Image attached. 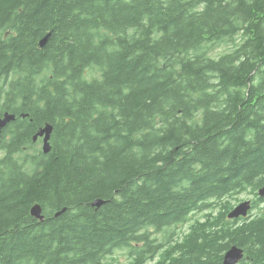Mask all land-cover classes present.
Here are the masks:
<instances>
[{"label":"trees","instance_id":"trees-1","mask_svg":"<svg viewBox=\"0 0 264 264\" xmlns=\"http://www.w3.org/2000/svg\"><path fill=\"white\" fill-rule=\"evenodd\" d=\"M1 111L21 121L0 163V264L118 250L145 264L158 247L161 262L222 264L232 245L264 264V0H0ZM46 123L39 154L20 130ZM248 189L255 212L238 225L173 237L199 205L224 200L227 215ZM170 225L163 241L149 231Z\"/></svg>","mask_w":264,"mask_h":264},{"label":"flooded vegetation","instance_id":"flooded-vegetation-1","mask_svg":"<svg viewBox=\"0 0 264 264\" xmlns=\"http://www.w3.org/2000/svg\"><path fill=\"white\" fill-rule=\"evenodd\" d=\"M5 111H1L0 117L4 114ZM17 116V115H16ZM21 119L24 120L27 117H22V114L20 115ZM18 121H21L20 119H18L17 117L9 122H7L3 127H1L0 129V163H4L7 162V160H5V158L9 155L11 156H15L16 155V149L13 148H6L5 145L6 143H4L5 139H7V141L9 140L11 135H14V133H16V123ZM44 125V124H43ZM31 127H27L25 125H22L20 132H24L23 138H25L27 141H29V145L31 144L33 146H37L36 150L38 151V153L40 154L41 152V145L43 142V137H38L35 141L32 140V136L33 134L39 130V128L41 127V125L38 126H34L32 124H30ZM35 127V128H34ZM52 138H54V130H52V132L50 133V137H49V143L52 145ZM34 148H30L27 149L25 146L23 147V150L25 152L31 153L33 151ZM14 165H17V162H13ZM8 184V182L0 180V187H3L4 185ZM257 193V192H256ZM239 194H246L248 195V198L246 197V199H249L251 202H253V200L257 197V195H255L254 192L249 193V189L242 191ZM238 194V195H239ZM244 199H239L241 201L246 200ZM224 200H218V201H211L207 207H201L200 205L198 206V208L195 209L194 213L190 214V218L188 221H194L195 224V235L201 239L204 234H206L210 229H214V227H220V229L222 230V232H224L225 228H227L228 226L230 227H234V225H238L244 218L248 217L250 212L247 213V215L245 217H237L234 219H229L226 215V211L224 210ZM237 203V202H236ZM237 205V204H235ZM234 205V206H235ZM233 206V207H234ZM228 214V213H227ZM30 216L32 217V215L30 214ZM34 218V217H33ZM31 219L30 225L36 224L37 221H35L34 219ZM173 225L170 226H151L149 231L152 233V236H160V232L163 230V228H169L172 227ZM188 227L190 226V223L188 224L187 222L184 223L183 225L178 224L176 226V228L174 229L175 231L179 228L182 227ZM189 228V227H188ZM178 229V230H179ZM190 229V228H189ZM177 230V231H178ZM183 230V229H182ZM181 232V231H180ZM178 235V233H175L173 237H176ZM158 243V241L156 242ZM160 252L161 249L160 247H158L157 251L152 255L151 253L149 255H151V259L149 260V262L151 264H169V262H161L160 261ZM244 253V252H243ZM244 255V254H243ZM125 257L127 258V254L125 255ZM113 260V259H111ZM138 261L136 259V254H133L131 256V260L130 261H110L109 264H136ZM192 264H195L194 262H191Z\"/></svg>","mask_w":264,"mask_h":264},{"label":"water","instance_id":"water-1","mask_svg":"<svg viewBox=\"0 0 264 264\" xmlns=\"http://www.w3.org/2000/svg\"><path fill=\"white\" fill-rule=\"evenodd\" d=\"M52 35V31L46 32L39 40H38V46L40 48H43L48 43L50 37ZM15 118V115L13 113L5 112L2 117H0V129L3 127L7 122L13 120ZM52 124L46 123L44 126H41L39 130L34 134L33 139H36L38 136L43 135V143H42V150L44 153H47L50 150V144H49V137L50 133L52 131ZM258 196L264 197V184L258 189ZM105 203V200L96 198L92 201L91 205L94 208H98L100 205ZM251 207L250 200H244L239 202L237 205H235L227 214L229 218H237L239 216H246L248 210ZM65 208H62L61 210L57 211L55 215L61 214ZM30 213L39 218L43 219L42 214V208L40 204H34L30 208ZM243 257V249L237 245L230 246L223 254L222 263L223 264H237L238 261Z\"/></svg>","mask_w":264,"mask_h":264},{"label":"rangeland","instance_id":"rangeland-1","mask_svg":"<svg viewBox=\"0 0 264 264\" xmlns=\"http://www.w3.org/2000/svg\"><path fill=\"white\" fill-rule=\"evenodd\" d=\"M213 48V49H212ZM211 49L213 50V51H215V52H222V51H224L225 49H226V46L225 45H223V44H215V45H213V47H212ZM35 147V146H34ZM37 147V146H36ZM246 197L248 198V195H246V194H239V195H237L236 197H235V199L232 201V204L233 205H235V204H237L238 203V201H240L241 199H246ZM240 199V200H239ZM237 202V203H236ZM250 212V214H254V212H255V209L252 211H249ZM190 218V217H189ZM189 220V219H188ZM186 221L188 224L190 223V226L191 225H193L194 224V221ZM185 222V223H186ZM184 224V223H183ZM183 224H180V225H183ZM190 226H188V227H190ZM188 227H186V226H184V227H182V228H178L177 230H176V233H178V234H181V237H183L185 234H187L188 232H187V230L189 229ZM183 229V230H182ZM181 231V232H180ZM183 234V235H182ZM162 236H163V232L160 234V236L158 237V238H160V241H163V239H162ZM180 236H179V238H181ZM127 254V258L125 257V255ZM113 257L115 258V259H113V260H111V258L110 257H108V258H106L105 259V263H107V264H109L110 263V261H119V260H121V261H130V257H129V255H128V252H126V250H118V251H115V253L113 254ZM244 258V257H243ZM242 258V259H243ZM145 264H151L149 261H147ZM240 264V263H239Z\"/></svg>","mask_w":264,"mask_h":264},{"label":"bare ground","instance_id":"bare-ground-1","mask_svg":"<svg viewBox=\"0 0 264 264\" xmlns=\"http://www.w3.org/2000/svg\"><path fill=\"white\" fill-rule=\"evenodd\" d=\"M2 116H3V115H2ZM2 116H1V117H2ZM14 119H15V118H14ZM43 126H44V125H43ZM52 130H53V128H52ZM37 131H38V130H37ZM37 131H36V132H37ZM36 132H35V133H36ZM51 132H52V131H51ZM35 133H34V134H35ZM34 134H33V136H34ZM33 136H32V140H34V141H35L38 137H40V136H38L36 139H33ZM41 137H43V135H42ZM42 143H43V142H42ZM49 144H50V143H49ZM50 150H51V144H50ZM50 150H49V151H50ZM41 151L43 152V150H42V145H41ZM49 151H48V152H49ZM48 152H47V153H48ZM43 153H44V152H43ZM47 153H44V154H47ZM257 194H258V190H257ZM246 200H247V199H246ZM248 200H249V199H248ZM243 201H244V200H243ZM250 202H251V201H250ZM35 204H37V203H35ZM38 204H39V203H38ZM33 205H34V204H33ZM33 205H32V206H33ZM32 206H31V207H32ZM91 206H92V205H91ZM100 206H101V205H100ZM100 206H99V207H100ZM31 207H30V208H31ZM92 207H93V206H92ZM99 207H98V208H99ZM41 208H42V207H41ZM250 210H251V207H250V209L248 210V212H249ZM248 212H247V213H248ZM29 213H30V209H29ZM30 214H31V213H30ZM42 214H43V213H42ZM31 215H32V214H31ZM54 216H56V215L54 214ZM57 216H58V215H57ZM32 217H34V218L37 219L38 221H42V220L44 219V215H43V219H39V218H37V217H35V216H33V215H32ZM239 217H240V216H239ZM241 217H245V216H241ZM228 218H229V217H228ZM230 219H233V218H230ZM243 254H244V253H243ZM242 258H243V257H242ZM242 258L238 261V263L242 260ZM222 259H223V258H222ZM238 263H237V264H238ZM222 264H223V263H222Z\"/></svg>","mask_w":264,"mask_h":264}]
</instances>
